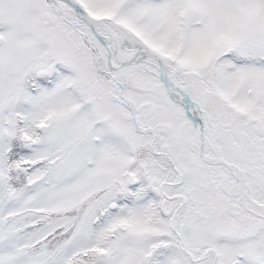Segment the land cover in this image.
I'll return each mask as SVG.
<instances>
[{
	"label": "snow or ice",
	"instance_id": "1",
	"mask_svg": "<svg viewBox=\"0 0 264 264\" xmlns=\"http://www.w3.org/2000/svg\"><path fill=\"white\" fill-rule=\"evenodd\" d=\"M0 264H264V0H0Z\"/></svg>",
	"mask_w": 264,
	"mask_h": 264
}]
</instances>
